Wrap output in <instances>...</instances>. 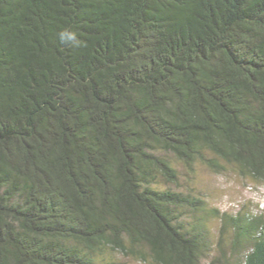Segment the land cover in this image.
<instances>
[{"label": "trees", "instance_id": "trees-1", "mask_svg": "<svg viewBox=\"0 0 264 264\" xmlns=\"http://www.w3.org/2000/svg\"><path fill=\"white\" fill-rule=\"evenodd\" d=\"M174 161L264 183V0H0V264H199ZM211 211L264 264V213Z\"/></svg>", "mask_w": 264, "mask_h": 264}, {"label": "rangeland", "instance_id": "rangeland-1", "mask_svg": "<svg viewBox=\"0 0 264 264\" xmlns=\"http://www.w3.org/2000/svg\"><path fill=\"white\" fill-rule=\"evenodd\" d=\"M174 163L178 172L177 181L174 184H167L160 180L158 186L190 193L204 200V215L208 216L207 226L212 251L202 256L199 264H222L221 260L215 258L221 255V249L230 253L233 232L232 229H228L223 233L220 219L210 213L211 210L216 209L219 213L225 212L231 215H237L239 212L264 213V183L243 178L230 166H227L225 171L217 173L200 163H196L191 170L175 161ZM221 233H223V242L219 246ZM98 260L107 264H151L108 248L99 254Z\"/></svg>", "mask_w": 264, "mask_h": 264}, {"label": "clouds", "instance_id": "clouds-1", "mask_svg": "<svg viewBox=\"0 0 264 264\" xmlns=\"http://www.w3.org/2000/svg\"><path fill=\"white\" fill-rule=\"evenodd\" d=\"M59 37L63 42L73 41L75 39L74 34H71L68 30H63L59 33Z\"/></svg>", "mask_w": 264, "mask_h": 264}]
</instances>
